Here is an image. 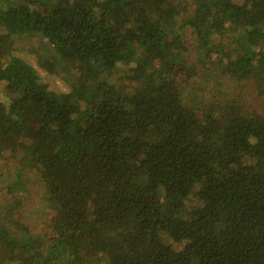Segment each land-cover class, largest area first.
I'll list each match as a JSON object with an SVG mask.
<instances>
[{
    "label": "trees",
    "instance_id": "obj_1",
    "mask_svg": "<svg viewBox=\"0 0 264 264\" xmlns=\"http://www.w3.org/2000/svg\"><path fill=\"white\" fill-rule=\"evenodd\" d=\"M18 27L71 87L6 60L0 35V164L18 163L0 264H264V111L239 91L264 102V0H0ZM33 181L49 236L28 220Z\"/></svg>",
    "mask_w": 264,
    "mask_h": 264
},
{
    "label": "rangeland",
    "instance_id": "obj_2",
    "mask_svg": "<svg viewBox=\"0 0 264 264\" xmlns=\"http://www.w3.org/2000/svg\"><path fill=\"white\" fill-rule=\"evenodd\" d=\"M188 14L189 11L186 7H184L179 13L180 20H183L185 18V15ZM0 35H2L3 38L8 41L9 45L10 53L8 52L6 60H9L11 56L19 55L28 64L33 66L41 79L48 85L49 89L56 92H66L70 89L71 85L64 79H62L59 74L48 73L45 69L41 68L38 65L39 52H46L49 47L38 33L29 34L26 31H23L22 27H18L12 28L7 32L4 29L0 28ZM214 36L215 34L212 35V37ZM216 36L217 42H219V47L223 46L224 48L231 51L233 55L244 53L243 50L235 48L231 43H229L228 33L224 35L225 38L218 39V35ZM49 50L51 52L50 47ZM181 75L186 78L185 71H181ZM111 82L119 94H125V91L127 90V85L125 83L115 79ZM4 84L5 82H0V101H2L8 109L9 101L6 99V96L3 92ZM181 87L184 90L183 97L185 98L186 89L188 87L187 78L181 83ZM239 91L242 95H244V98L252 107L264 111V102L254 90V87L252 85L244 84L242 88L240 87ZM21 148L24 147H20L18 155H23ZM17 165V162H11L8 166L0 164V201L4 200L6 188L5 186L7 182L15 177ZM254 176L257 178L258 174L256 173ZM27 188L28 191L26 192V213L28 215V220L36 230V232H38L40 235L45 234L46 236H49L51 233L48 225V218L50 214L46 207V198L42 188V184L40 181H33L27 185Z\"/></svg>",
    "mask_w": 264,
    "mask_h": 264
}]
</instances>
